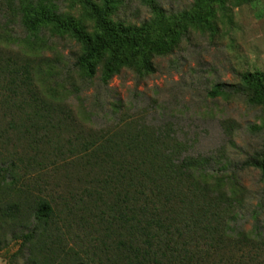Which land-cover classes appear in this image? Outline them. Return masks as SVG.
<instances>
[{
	"label": "trees",
	"instance_id": "1",
	"mask_svg": "<svg viewBox=\"0 0 264 264\" xmlns=\"http://www.w3.org/2000/svg\"><path fill=\"white\" fill-rule=\"evenodd\" d=\"M145 1L151 16L136 24L119 18L118 0H81L91 28L61 12L60 0L1 3L4 18L17 20L28 39L43 28L68 34L80 46L74 71L83 79L100 72L108 84L123 69L154 73L155 59L172 54L214 10V0H194L178 11ZM12 32L0 20V40L20 43L22 36ZM54 70L0 45V227L24 244L39 242V254L51 239L57 247L77 237L88 240L80 250L53 253V264H264V147L240 165L242 171L257 169L263 183L250 212L255 223L247 228L248 189L235 168L189 154L172 126L131 124L81 134L70 104L43 88ZM208 94L264 105V75L246 72L238 84L218 83ZM62 160L81 182L82 195L65 199L58 210L35 194L28 167ZM18 162H25V172ZM6 262L19 264L15 258Z\"/></svg>",
	"mask_w": 264,
	"mask_h": 264
},
{
	"label": "rangeland",
	"instance_id": "2",
	"mask_svg": "<svg viewBox=\"0 0 264 264\" xmlns=\"http://www.w3.org/2000/svg\"><path fill=\"white\" fill-rule=\"evenodd\" d=\"M158 1L168 11L189 9L194 2ZM1 2L0 20L8 22L12 33L22 38L20 43L1 39L0 45L55 66L54 75L43 88H51L50 93L57 94L58 100L70 104L81 134L119 130L131 124L146 128L172 126L188 145L189 154L212 156L216 167L228 165L238 171L248 189L246 226L254 225L250 212L262 195L263 183L257 169L242 171L240 165L264 147V105L239 96L212 97L208 92L218 83L227 88L238 84L246 72L264 75V0H214L208 21L191 29L172 54L157 57L154 73L139 75L123 69L108 84L100 81V72L92 79H83L74 71L80 46L68 34L43 28L28 39L17 20L4 18ZM59 5L61 12L91 28L88 10L81 0H60ZM118 6V16L124 21L140 24L151 16L145 0H118ZM23 36L25 41H21ZM16 152L24 154L20 147ZM18 164V169L25 172V162ZM67 164L62 160L57 166L49 161L28 167L35 194L54 202L58 210L64 208L65 199L70 203L72 197L82 195L81 182L69 176ZM80 214L87 213L81 210ZM71 218L76 219L74 215ZM67 223L72 224L69 219ZM0 239V256L6 261L15 258L19 264L34 259L39 264H53V253L63 256L62 250H80L90 245L88 240L77 237L57 247L51 239L39 254V242L24 244L22 238L13 239L5 227H0Z\"/></svg>",
	"mask_w": 264,
	"mask_h": 264
},
{
	"label": "crops",
	"instance_id": "3",
	"mask_svg": "<svg viewBox=\"0 0 264 264\" xmlns=\"http://www.w3.org/2000/svg\"><path fill=\"white\" fill-rule=\"evenodd\" d=\"M0 264H7V262L0 256Z\"/></svg>",
	"mask_w": 264,
	"mask_h": 264
}]
</instances>
